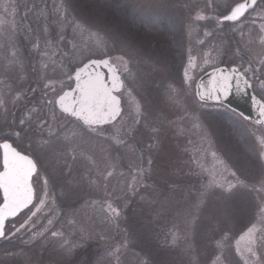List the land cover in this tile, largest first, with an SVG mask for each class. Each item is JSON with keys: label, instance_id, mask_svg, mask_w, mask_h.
Instances as JSON below:
<instances>
[{"label": "rangeland", "instance_id": "374dc122", "mask_svg": "<svg viewBox=\"0 0 264 264\" xmlns=\"http://www.w3.org/2000/svg\"><path fill=\"white\" fill-rule=\"evenodd\" d=\"M73 1L0 0V96L6 101L0 107V135L11 132L27 108L40 104L45 92L43 85L47 82L45 77L56 81L58 88L59 80H64L67 89L70 82L64 73L74 71L81 60H86L85 56L99 57L106 52L117 61L121 71L118 58L123 57L129 69L124 73L125 82L134 89V95L144 107V119L135 124V111L125 96L123 120H119L116 127L133 130L126 137L130 148H121L120 152L112 149L105 138L115 129L108 125L104 126L106 130L99 139L84 137L67 143V147L65 142H54L46 153H41L45 164L49 170L59 169L65 163L61 159L65 153L91 156L97 161L107 159L115 165L110 169L114 171L109 184L112 197L119 198L124 206L132 203L133 209L142 211V216L153 215L158 219L149 220L161 224V240L175 249L176 264H211L214 255L219 254L213 250L221 238V228H226L232 238L225 252L230 258L239 260L235 240L255 219L258 211L255 194L241 187L232 201L225 202L219 197V189L207 186L213 181L235 183L232 171L248 187L260 178L257 161L261 141H264V127L244 120L226 107L216 104L202 107L191 95L182 96L180 106H173L164 93L168 84L179 87L190 54L197 67L189 69V74L196 81L217 66L243 63L246 67L249 59H264V49L258 43H247L255 39L257 29L244 26L241 39L239 29L234 31L237 26L217 27L214 17L232 0H215L219 9L209 8L204 13L208 20L191 22L190 17L194 15L191 9L204 8L206 0H107L111 4L125 5L128 17L144 26L142 33L146 36L142 37L145 41L156 36L155 42L160 41L167 52L169 49L175 53L165 58L156 54L158 49L154 41L151 45L147 41L143 48L134 47L140 42L132 45L126 39L121 41L118 36L124 33L123 29L109 25L103 16L76 8ZM145 5L149 7L146 9ZM147 12L154 18L148 19ZM259 23L257 21V25ZM206 32L212 34L206 35ZM96 33L107 42L106 48L96 45ZM238 47L242 49L243 61L234 55ZM253 68H260V65L254 62ZM262 73L264 69L257 75ZM33 88L35 92L31 91ZM254 91L257 93V89ZM17 92L26 95L14 105L11 101ZM194 116L199 117L198 122L192 119ZM197 123L199 127L194 126ZM224 123L226 128L233 130L230 134L223 131L224 137L228 139L231 135V143L235 138L246 140L251 159L255 158L253 161L257 165L253 161L244 163L243 155L220 139L215 128ZM75 127L70 125L69 130ZM153 127L159 129L158 134H152ZM149 144L153 145L151 152ZM73 149H76L74 153ZM142 150L145 157L142 166L149 167L146 162L149 155L153 164L144 181L148 187L140 188L133 195L127 187L132 181L129 169L135 171L136 166L141 165ZM70 155L67 162L72 164ZM80 167V163L74 165L75 169ZM53 193L54 202L33 218L34 227L11 235L31 214L28 210L8 224L7 238L0 240V264L140 263L136 258H125L121 252L118 258L112 255L117 246L123 245L120 247L123 250L125 245L115 240L116 222L106 219L101 209L103 188L90 190L73 182L63 188L55 187ZM223 217H227V223ZM174 224L178 225L180 234L175 244L171 235L177 231L172 227ZM36 231L42 232L43 237L33 240ZM51 232L58 235L52 237ZM64 241L70 242L71 253L60 247Z\"/></svg>", "mask_w": 264, "mask_h": 264}, {"label": "snow or ice", "instance_id": "6c2138e0", "mask_svg": "<svg viewBox=\"0 0 264 264\" xmlns=\"http://www.w3.org/2000/svg\"><path fill=\"white\" fill-rule=\"evenodd\" d=\"M146 9L148 5L144 6ZM219 9L215 0H206L204 8L191 9L194 13L190 17L191 21L208 20L204 13L209 9ZM67 11V10H66ZM148 19H153L151 12H147ZM217 27L237 26L234 31L239 29L241 39L244 37L243 27L250 26L257 29L255 39H249L248 44L258 43L264 49V0H232L225 5L218 15L214 17ZM257 21L260 23L257 25ZM211 35V32H206ZM97 46L107 47V42L100 37L99 33L94 34ZM63 39V37H61ZM39 47V45H37ZM75 48V45L73 46ZM84 50H81L83 55ZM250 54V53H249ZM243 61L242 49L237 48L235 53ZM87 62L81 60L80 66L74 71L66 72L64 75L67 81L59 80L57 82L51 79L44 83V98L38 106L27 108L25 114L19 118L16 127L11 132L0 135V238H7L5 235V222L10 218H15L25 209L31 214L16 228L15 235L21 229L34 227V217L47 208L50 202H54L55 195L53 189L57 186L66 187L75 182L77 185L87 186L90 190H100L103 188L104 199L100 202L101 209L106 213V219L111 222H118L122 218L124 209L119 204V198L112 197L109 191L110 178L113 177L115 165L109 163L107 159L97 161L91 156H77L65 153L61 159L65 161L59 169L49 170L44 162L41 153H46L52 147L53 143L74 142L84 137L99 139L106 130L105 125H111L115 131L106 137L116 152L121 148H130L129 140L126 138L133 131L117 128L116 123L123 120L125 96L128 97L131 108L135 111V124H140L144 119V107L140 100L134 95V89L129 88L125 82L124 73H128L127 61L123 57L118 58L121 67L117 66V61L106 52L97 57L91 58L85 56ZM258 63L260 68H253V63ZM245 67L234 66L229 73H222V80L217 81L216 87L205 93L201 86L196 84L195 77L189 74V69H195V58L190 54L188 64L185 67L183 78L179 87L175 84H168L164 95L167 101L173 106H180L182 96L191 95L195 103L202 107L214 102L220 107H226L225 99L231 94L233 84L238 92H248L249 89H257V93L251 95V101L258 110L259 119L257 122H264V73L257 75L261 69H264V59H249ZM48 67L47 64L44 65ZM195 91L193 92V86ZM35 92L36 89H31ZM26 94L17 92L12 98L14 105ZM6 103L3 96H0V107ZM243 116V113L240 114ZM247 119V117H244ZM199 121L198 116L192 117ZM70 125H76L69 130ZM194 126L199 127V124ZM12 127V125H9ZM157 127L152 128V134H158ZM152 144H149L148 150L151 152ZM131 150V149H130ZM76 149H73L74 153ZM70 158L72 164L67 161ZM215 156V153H212ZM141 165L136 166L135 171L131 168L129 173L132 177L131 183L127 186L128 191L135 195L140 188H147L144 181L148 178L153 159L151 155L147 158L148 168L142 166L145 161L143 150L140 154ZM194 162V161H193ZM260 168V178L256 180L251 187H248L243 181H240L235 171L231 172L236 182H211L207 187L219 189V197L225 202L232 201L241 187L247 188L249 194H255L254 199L257 202L258 209L255 219L250 221L249 226L243 231L238 239L235 240V253L240 257L230 258L225 252V246L232 239L226 228H221V238L217 241L216 249L213 252H219L211 259V264H264V141H261V152L258 158ZM80 163L81 167L75 169L74 165ZM104 167L101 168L100 164ZM66 182V183H62ZM126 207V205H125ZM227 223V217H223ZM49 225L52 221H48ZM172 243L175 244L180 239L178 225H173ZM10 231V230H9ZM57 232H51L52 237H56ZM43 237V233L33 232L32 239ZM243 242V244H242ZM117 246L112 255L119 256L120 247ZM60 247L67 253H71L72 246L70 242L64 241ZM148 264V261H145Z\"/></svg>", "mask_w": 264, "mask_h": 264}, {"label": "trees", "instance_id": "16d2710c", "mask_svg": "<svg viewBox=\"0 0 264 264\" xmlns=\"http://www.w3.org/2000/svg\"><path fill=\"white\" fill-rule=\"evenodd\" d=\"M73 3V6L76 8L81 7L80 9L87 11L89 14L103 16L106 23L109 25H112L115 28H121V30L123 29L124 33H119L118 37H120L121 41H125L124 39H126L127 42H130L132 45L137 42L141 43L140 45H134V47L141 46L143 48V44L145 45L147 41L150 43L149 45H151L154 39H156V36H153L147 38L146 41L144 40L142 37L146 36L142 33L144 26L130 19L127 13H125V5L121 3L120 5L122 6L116 5V2L111 4L107 0H74ZM137 24L140 26H137ZM132 32H134V34H132ZM154 47L158 49V53H156L158 56L171 58L175 55V53L170 52L169 49L167 52L164 49L166 47L158 40L155 42ZM145 52L148 53L146 50ZM222 114L225 115V113ZM217 117L221 119L224 118V116ZM225 124L226 123L219 126L215 124L217 126L215 131L220 134L221 137L219 138L227 146L238 150L244 157V163H251L255 158L251 159V153L248 149L247 141L235 138L234 142L231 143V135H229V138L227 139L224 137L223 131L230 134L229 131L233 130L231 128H226ZM253 162L257 165V162ZM119 204L124 210L122 212V218L116 222L115 240L121 241L125 245V248L120 250L121 254H124L125 258H136V261L140 262L139 264H145V261H148V264H176L174 256L175 249L173 250V247L169 243L166 244L161 240L163 237V230L160 227L161 224L157 221L155 223L149 220L152 219L154 221L158 219H155V216L153 215H151L152 217L146 215L142 216V211L133 209L132 203L126 207L122 202H119Z\"/></svg>", "mask_w": 264, "mask_h": 264}, {"label": "water", "instance_id": "95a60500", "mask_svg": "<svg viewBox=\"0 0 264 264\" xmlns=\"http://www.w3.org/2000/svg\"><path fill=\"white\" fill-rule=\"evenodd\" d=\"M92 58H97V57H92ZM84 62H87V60H85ZM232 67L234 66L227 67V66L222 65V66L212 68L208 70L207 72H205L204 74H202L197 79L196 84H199L201 86V90L204 91L205 93L211 92L216 87L217 81L222 80V73H229ZM252 94H255L253 89H249L247 93L243 91L238 92L236 90L235 84H233L231 94L225 99V105L227 108L238 113L239 115L243 113L242 117L243 118L247 117V119L244 118L245 120L251 121L259 126L264 127V122H261V123L257 122L261 118L259 117L258 110L252 104V101H251ZM209 104H215V103L209 102ZM15 218H10L9 220H7L5 222V228H6L7 223Z\"/></svg>", "mask_w": 264, "mask_h": 264}]
</instances>
